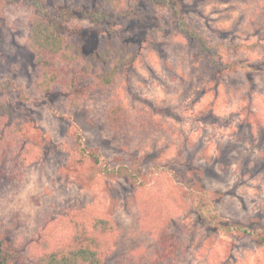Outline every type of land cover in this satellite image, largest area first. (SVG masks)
<instances>
[{"label":"rangeland","instance_id":"374dc122","mask_svg":"<svg viewBox=\"0 0 264 264\" xmlns=\"http://www.w3.org/2000/svg\"><path fill=\"white\" fill-rule=\"evenodd\" d=\"M177 1L226 62L252 69L219 71L148 1L100 32L82 14L93 0H43L75 15L61 32L84 54L110 39L136 56L106 89L80 66L62 70L81 90L72 109L60 90L36 89L30 1L0 0V80L23 121L0 144L3 264L82 245L106 251L100 264H264V245L220 228L264 226V0ZM99 219L112 229L94 232Z\"/></svg>","mask_w":264,"mask_h":264},{"label":"trees","instance_id":"16d2710c","mask_svg":"<svg viewBox=\"0 0 264 264\" xmlns=\"http://www.w3.org/2000/svg\"><path fill=\"white\" fill-rule=\"evenodd\" d=\"M31 7L36 11V17L28 24V35L25 47L33 55V63L36 69V89L42 94H49L60 90L67 97L66 106L72 109L80 107L81 90L77 88V79L64 73V70L73 65L82 67L85 75L95 80V86L106 89L110 88L120 78L123 72L135 62V54L126 48L119 47L110 39L98 44L91 54H84L82 48L73 38H68L61 32L62 19L68 20L75 16L68 9H58L51 13L43 0H29ZM94 8L83 11V16L93 23L97 31H103L106 22L110 29L115 21L121 17L136 13L139 3L148 1L150 4L169 10L171 20L183 37L196 44L199 54H214L219 59L213 66L219 71L224 69L250 70L252 67L244 63L233 64L226 62L221 53L217 52L219 45L210 46L205 38L191 28L183 15L182 4L177 0H93ZM128 2V7L125 4ZM113 23V24H112ZM224 46V45H223ZM222 46V47H223ZM230 49L231 46H224ZM233 47V46H232ZM232 50V49H231ZM63 70V71H62ZM8 79L0 80V144H13L22 132L23 121L11 107L7 98ZM19 99L25 101L23 96ZM114 114L108 113V119L117 123L110 126L118 130L123 115L120 107L114 110ZM26 149H24L25 152ZM23 153V150L22 152ZM220 224V223H219ZM225 230L241 233L244 236L256 239L258 244L264 245V226L250 227L241 224H224ZM111 225L106 220H96L92 225L94 232H109ZM106 251L98 246L82 245L77 248H66L52 251L44 255L42 264H100L102 255ZM0 264H3L0 244Z\"/></svg>","mask_w":264,"mask_h":264}]
</instances>
